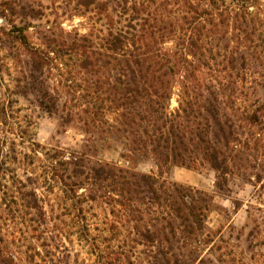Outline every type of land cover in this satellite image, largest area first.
I'll return each instance as SVG.
<instances>
[{
	"label": "rangeland",
	"instance_id": "rangeland-1",
	"mask_svg": "<svg viewBox=\"0 0 264 264\" xmlns=\"http://www.w3.org/2000/svg\"><path fill=\"white\" fill-rule=\"evenodd\" d=\"M148 2L146 12L170 18L183 0ZM79 3L0 0V264H149L152 253L138 244L131 215L114 211L117 206L107 199L91 200L104 189L92 185L86 174L74 177L71 166L63 170L59 162L69 161L71 154L83 156L86 164L107 163L153 175L189 196H197V190L211 197L203 233L179 244L176 264H264V0H216L217 10L194 0L218 25L212 28L206 22L214 33L204 39L217 53L218 66L202 69L189 57L193 90H185L176 79L169 91L167 107L172 111L185 93L194 97L204 85H216L238 130L224 150L222 189L216 186L217 172L205 162L188 168L137 151L135 128L128 117H120L112 90L114 62L85 71L67 48L73 38L83 36L92 49H100L110 30L128 23L111 8ZM150 25L143 30L151 31ZM15 29L27 46L47 56L42 79L49 93L60 97L58 113L47 112L36 93L23 89L29 82L28 57L7 35ZM154 37L164 47L173 45L170 36ZM95 84L108 101L104 116L84 126L91 116L81 112L83 96L95 91ZM70 100L79 115H72L69 124L67 111L61 109ZM256 100L258 122L251 123L248 115Z\"/></svg>",
	"mask_w": 264,
	"mask_h": 264
},
{
	"label": "trees",
	"instance_id": "trees-1",
	"mask_svg": "<svg viewBox=\"0 0 264 264\" xmlns=\"http://www.w3.org/2000/svg\"><path fill=\"white\" fill-rule=\"evenodd\" d=\"M200 1L217 10L214 6L216 0ZM193 2L183 0L177 15L169 18L165 14L146 12L148 0H80L81 7L111 8L128 24L114 32L110 30L100 49H92L93 45L88 44V39L83 36L73 38L67 48L85 71L114 62L117 70L112 90L117 96V107L122 109L120 117H128L135 128L137 151L148 152L157 161L162 159L188 168L205 162L217 172L216 186L222 189L219 181L227 168L224 150L236 139L238 130L216 85L211 82L204 85V91L194 97L185 93L177 109L169 111L167 107L169 91L176 79L185 90H193L188 74L193 62L189 57L202 69L218 66L217 53L210 42L204 40L218 25L214 24L209 10L198 9ZM140 21L142 28L137 23ZM149 22L151 31L143 30ZM206 22L212 28L208 29ZM137 26L140 28L138 39ZM7 35L14 42L18 41L28 57L25 67L29 82H25L23 89L36 93L47 112L58 113L60 97L54 96V91L51 95L45 88L47 81L42 79L47 56L27 46L19 29L11 30ZM146 35L151 40H147ZM155 35L161 38L170 36L172 47H164L165 42L161 39L154 40ZM95 85V91L83 96L86 104L81 112L91 116L84 126L104 116L108 98L97 89L100 85ZM72 103V100L64 101L61 109V112L67 111L65 123L69 124L72 115H79ZM255 103L254 111L248 115L251 123L258 122L259 101ZM2 113L3 108L0 115ZM70 156L69 161L59 162L63 170L71 166L74 177L86 174L92 185L104 189V193L94 192L91 200L99 196L117 206L114 211L131 215L138 244L149 248L152 253L149 264L178 263L176 251L179 244L203 233V221L211 200L207 194L195 190L197 196L194 193L189 196L182 187H168L153 175L129 172L107 163L86 164L83 156Z\"/></svg>",
	"mask_w": 264,
	"mask_h": 264
}]
</instances>
